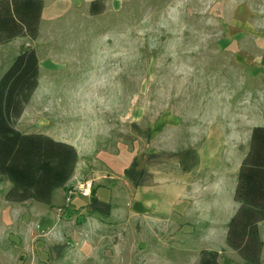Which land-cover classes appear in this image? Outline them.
<instances>
[{
    "label": "rangeland",
    "instance_id": "rangeland-1",
    "mask_svg": "<svg viewBox=\"0 0 264 264\" xmlns=\"http://www.w3.org/2000/svg\"><path fill=\"white\" fill-rule=\"evenodd\" d=\"M92 1L45 0L38 41L0 45V79L29 47L41 62L40 86L18 130L89 140L122 156L135 149V140L159 136L162 117L186 116L201 104L227 105L229 118L252 112L253 124H264V0H109L96 16ZM232 141L238 140L214 152L229 154L215 161L222 167L214 175L227 177L222 192L209 197L206 216L213 221L205 232L179 218L91 225L73 218L59 229L67 238L63 264H199L203 250L220 251L222 264H242L226 240L249 144ZM13 216L11 208L0 213V264H54L33 254L42 234L27 224L15 228Z\"/></svg>",
    "mask_w": 264,
    "mask_h": 264
},
{
    "label": "crops",
    "instance_id": "crops-1",
    "mask_svg": "<svg viewBox=\"0 0 264 264\" xmlns=\"http://www.w3.org/2000/svg\"><path fill=\"white\" fill-rule=\"evenodd\" d=\"M43 2L40 35L46 16V2ZM210 107L201 104L197 108H189L186 116L178 113L162 117L156 124V133H161L159 136L152 140H135V149L129 152L122 150V156L117 155L111 148L107 151L101 148L97 150L94 144L90 146L89 140H70L67 136L42 132L56 141L68 143L76 148L79 158L73 177L55 192L49 205L33 201L23 204L10 203L5 200V195L11 184L2 182L0 213H7L11 208L14 215L11 223L15 228L16 224H27L38 234H42L38 243L40 246L34 248L36 250L33 254L38 258V253L42 254V257H48L54 264L66 263L67 255L64 249L67 238L64 239L63 235L61 237L58 234L59 229L62 231L65 227L64 221H68L70 225L73 218L80 225L179 218L185 221L189 228L190 225L198 224L201 226L200 231L205 232L206 227L213 221L210 216H206L209 205L213 204L209 197L218 190L222 192L220 186L227 177H224L222 171L221 175H214L218 173L216 169L222 167L215 161L219 157L227 159L229 154L223 153L221 156L214 152L221 149L222 142L226 145L228 140H238L232 141L235 145L240 142L244 145V140H247L250 150L253 129L264 127V124L259 125L261 123L253 124V118L250 116L252 112L245 114L240 110V115L235 113L229 118L227 105H219L214 110ZM211 112H220L224 116L213 119ZM241 156L242 165L246 155ZM226 170L225 168V173ZM234 176L233 171V183L236 179ZM83 180L94 181L91 197L75 194L67 203L69 191ZM234 191L235 186L233 193ZM234 206L235 210H238L239 204L235 202ZM41 211L44 212L40 214ZM259 229L264 244V222L260 223ZM67 254H70V251ZM241 262L244 264L243 260Z\"/></svg>",
    "mask_w": 264,
    "mask_h": 264
},
{
    "label": "trees",
    "instance_id": "trees-1",
    "mask_svg": "<svg viewBox=\"0 0 264 264\" xmlns=\"http://www.w3.org/2000/svg\"><path fill=\"white\" fill-rule=\"evenodd\" d=\"M109 0L91 2L90 15L105 12ZM43 0H0V45L18 38L37 41ZM40 86L35 48L21 52L0 79V183L10 182L6 201L51 204L58 189L73 177L78 152L45 134L23 133L17 124ZM239 208L228 224L227 245L244 264H262L264 222V127L252 131L250 150L238 174L234 196ZM220 252L203 250L199 264H222Z\"/></svg>",
    "mask_w": 264,
    "mask_h": 264
},
{
    "label": "built area",
    "instance_id": "built-area-1",
    "mask_svg": "<svg viewBox=\"0 0 264 264\" xmlns=\"http://www.w3.org/2000/svg\"><path fill=\"white\" fill-rule=\"evenodd\" d=\"M93 181H88L84 183H79L77 186H75L70 194H80L82 196L88 197L91 196L93 193ZM69 200V199H68Z\"/></svg>",
    "mask_w": 264,
    "mask_h": 264
}]
</instances>
